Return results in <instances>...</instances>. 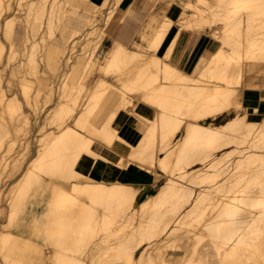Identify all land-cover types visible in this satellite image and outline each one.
Returning <instances> with one entry per match:
<instances>
[{"label": "bare ground", "instance_id": "obj_1", "mask_svg": "<svg viewBox=\"0 0 264 264\" xmlns=\"http://www.w3.org/2000/svg\"><path fill=\"white\" fill-rule=\"evenodd\" d=\"M110 2L95 3L94 12L104 22L100 25L91 14L84 50L97 35L104 36L105 25L115 16L117 7ZM66 4L72 0H0V65L9 70L5 79L0 70V175L2 170L20 171L25 158L14 155L17 147L25 148L24 154L33 141L37 144L35 156L5 195V184L0 186V200L9 207L0 231V264H110L117 258L127 264H185L180 252L168 251L181 238L182 224L193 227L184 230L183 241L203 264H264V114L256 117L253 110H240L243 64L264 69V0H154L145 31L130 45L112 50L103 71L111 80L99 82L91 107L73 113L67 105L56 106L46 118L56 127L43 131L34 129L37 120L33 122L28 110L38 95L31 92L28 79L38 64L33 48L36 36L44 37V14L50 28V15L57 8L62 18L68 15ZM69 11L77 12L75 6ZM18 20L23 25L15 28ZM175 23L178 33L161 55L157 51ZM189 29L209 31L218 42L196 76L169 60L181 33ZM14 30L20 50L9 39ZM63 30L57 41L66 64L72 57L69 50L80 41L72 38L77 28L69 32V40ZM114 30L105 29L109 35ZM91 60L83 68L89 70ZM85 70L81 76L87 75ZM14 77L21 79L18 90L12 87ZM53 88L51 94L61 96L70 90L64 80ZM107 100L113 107L102 115L99 104ZM143 108L151 109L152 116H145ZM232 109L233 115L217 122ZM126 110L140 121L137 143L126 141L115 125ZM116 141L126 151V161L120 157L118 168L136 162L155 180L163 179L140 202L139 186L95 180L84 169L85 159L102 156L101 149ZM119 221L123 225L112 229ZM203 235L209 241L200 248Z\"/></svg>", "mask_w": 264, "mask_h": 264}, {"label": "rangeland", "instance_id": "obj_2", "mask_svg": "<svg viewBox=\"0 0 264 264\" xmlns=\"http://www.w3.org/2000/svg\"><path fill=\"white\" fill-rule=\"evenodd\" d=\"M152 1L154 4V0H152ZM110 3L113 6L117 7L116 11L114 13L115 16L112 17L113 19L112 18L109 19V21L112 19L110 21V23L114 27H112L110 25V23L106 24L105 28H104V32H103L104 36L102 38H100V35H97L95 40L91 41V43L89 44V46L85 50L83 49L82 44H83L84 39L86 37H88L87 34L89 33V29H90V26L88 25V23H89L91 14H93V13L95 14V17H97L99 19L98 23L100 25L103 24V22H104V20L102 19V16L99 13L94 12L95 3H93L92 1H85V0H72L71 5L70 4L65 5V9H67L68 15L64 18H62L61 8L60 7L57 8V10H55V12L52 15H50V18H49L51 21L49 23V24H51L50 28H47L48 24H47V20H45V18L48 15L44 14V16L42 18L43 22L41 23V27H40V29L44 32V35H43L44 37L40 36L41 34H38L36 36L38 43L33 48L35 58L38 62L37 68H36L34 73L31 72L28 76L29 81L30 80L32 81V82L30 81L32 83V91L31 92L33 93V95L38 94L37 97H33L31 100V106L32 105L33 106L30 107V105H28V110L32 114V115L30 114L31 119L33 120V122L37 120L36 124H34V129H39V128L43 127V131H45V130H48L51 128L54 129L56 127L55 123H53V122L50 123L49 120L46 119L47 116L49 115V112H51L56 106L59 107V106H66L67 105V107L73 113L81 112V111H87L89 109V107H91V105L95 101L94 99H91L90 97H92L99 90V88H100L99 82L102 79H105L106 81L111 80L110 75L104 77V74H103V71H104L105 66L108 62L109 56H110L112 50L118 44H123V45H126V44L123 43L122 41L118 40L117 37H115L116 33L114 35H109L108 32L109 31L112 32V30L105 31V29L108 30L110 28L111 29L115 28L114 32L115 31L120 32V36H121L120 38L123 41L128 42L127 44H129L131 42V39L133 37L138 36L140 34V33H138L139 30L144 29V31H145V24H146V19H147V15H148L147 13L149 10H151L153 8V7H151V5L149 3H147L146 0H111ZM72 6H75V8L77 10L76 13H71L69 11L72 8ZM21 12H23V11H17L18 15H21L20 14ZM70 17H72L73 20H71V23L67 24ZM119 18L121 19L120 21L118 20ZM60 19H61V21H59ZM115 19H117L118 22H120V23L118 24L117 20H115ZM113 20H114V22L116 21V23H114ZM37 21L39 22L40 18H38ZM44 22L46 24H44ZM74 22H76V23L79 22L80 27H75L72 24ZM112 22H113V24H112ZM54 23H56V24L60 23L59 24L60 27H58L59 25H57L54 32H52L53 34L48 33V32L45 33V30L49 31L52 28ZM21 25H23V21L18 20V21H16L15 28H16V26L19 27ZM107 25H109V27L110 26L111 27L108 28ZM115 25L117 27H115ZM146 26H147V24H146ZM64 27L67 28L66 33H65L66 35L64 38L69 40L70 30H73V28H77L78 31L73 35L74 37H72V36L71 37L75 38L77 40L79 39V41H80V43L77 44L76 47H74L72 50H69V53L72 54V57L70 59H68V63H66V64H65L66 58L62 57L63 61L61 60V51H60V48H58V41H57L58 38L60 37V35L62 34V32L64 31L63 30ZM146 29H147V27H146ZM258 32H260V31L259 30L257 31L256 36L258 37V39H260L262 35H259L260 33H258ZM9 39L12 41V43L16 49H18V50L21 49L20 47H16L17 42L20 39V36L15 30L11 34ZM126 46H128V45H126ZM91 56H92V60L90 62L89 70L87 68H83L85 63L87 62L88 58ZM59 60H60V62L62 61L61 66H59V63H60ZM244 63H246V62H244ZM241 66H242V64H241ZM243 66H244L246 71L243 72V76H242V82H243L241 84L242 88L243 89H244V87H258V88L262 87L263 88L264 87V69H262L263 71L258 70L257 68L250 66L248 63H247V65L243 64ZM84 69H86L85 71L87 72V75L81 76L80 75L81 70L84 71ZM203 69H204V67L201 70H198L197 74H192V75H194V76L199 75ZM0 70L3 72V79H5L8 76L9 70L3 69L2 63L0 65ZM114 73L115 72L113 71L111 74H114ZM14 79H13V83H12L13 86L12 87H13V89L18 90L21 88V86H20L21 85V79L18 77H14ZM62 80L65 81V83L67 84V86L70 89L67 96H61L55 92H52V94H51V91L54 89L53 87L56 86L57 82L61 83ZM243 89L241 91V104H242L243 109L240 108V110L244 111L245 108H247L250 111L253 110L256 113L255 116L257 115L258 117H260L261 115H263L264 114V98H262V100H259L257 98L256 99V102L258 101L257 105L255 107H252V106L248 105L247 102H245L244 98L246 97V93L244 94ZM18 95H19L20 99L23 102H25V100H24V98L20 92L18 93ZM77 95H78V101H77V103H75V98ZM34 98H35V100H34ZM110 99H111V101L113 100V98H110ZM84 101L89 102V105L88 106H82ZM107 101L109 102L110 100H107ZM107 101L99 104L100 109H101L100 114L105 113V112H106L105 114H107L110 111V108L113 107L111 104L115 103V99L113 100L114 102H111V104H110V102L108 103ZM234 112L235 111L232 109L231 113H229L225 116H222L221 118H218L217 122H222V121L226 120L229 116L233 115ZM105 114H102V115H105ZM69 119H70V117L68 118V120ZM46 120L48 121L47 123H45V124L42 123L43 121H46ZM99 122H100V118H99ZM36 145L37 144L33 141L29 145L30 148H28L31 151H29L27 149L25 151L26 154H25V152L23 154V151L25 150V148L23 149L22 147H17L16 150H18V152H15L14 155H17L20 157L23 155V157H21V158H25V160L23 159L24 163H22L23 165L21 166V169L19 172H21L22 168H24V166L28 163V161L33 159V156H35V154L37 152ZM2 149H4V147ZM24 155L27 157H25ZM183 165H185V163H181V166H183ZM19 172L11 174L10 170H7V171L2 170V174L0 175L1 176L0 181H2V182H0V186L5 184V186L3 185L4 193H2V194L5 195L7 190L9 189V185H12L13 183H15V181L20 177ZM160 172H162V174L164 173L163 170ZM165 175H168V174L164 173L163 176H165ZM2 176H4V177L2 178ZM13 180H15V181H13ZM162 182H163V180H162ZM2 194H1V198H2ZM4 195H3V198H4ZM138 202H140V201H138ZM2 204H3V206H1ZM3 207H4V209H3ZM1 209L3 211H1ZM0 213H1L0 214V231H1V229L4 228V226H3L4 221L6 222V219H7L6 214L9 213V207H8L7 203L5 202V200H3V201L0 200ZM120 222L121 221L117 222L118 224L115 223L114 224L115 226L112 224L111 228L112 229L120 228L123 225V223L122 222L120 223ZM1 224H2V227H1ZM120 224H121V226H120ZM181 227L180 226L178 227L179 237H181V238L177 239L178 242L176 241V238L172 239V241L173 240L176 241V242H173L176 244V246L175 247L169 246L170 249L168 248V251L169 252H171V251L172 252L173 251L180 252V254L182 255V261L185 260V262H184L185 264H187V263L188 264H199V263L203 264V262L200 261L199 258L197 257L198 255H196V260H195V254L193 253L194 250H192L193 247H191L190 245L187 247L186 243L184 242L185 238L187 236L186 232H187L188 225L185 226L182 224ZM179 228H181V229H179ZM190 228H193V227H191V226L188 227V229H190ZM206 236H208V235H203L204 238L202 237L200 239V242H199L200 248L202 246H204L209 241V237H206ZM97 240H98V238H97ZM179 240H181V241H179ZM205 241H207V242H205ZM180 243H182V244H180ZM169 244H171V240L169 241ZM84 258H86L85 260L88 262V257L84 256ZM192 258L194 261L192 260ZM114 262L116 264H117V262H118V264H121V263L127 264L126 261H124L123 259H118V258L112 260L110 262V264H114Z\"/></svg>", "mask_w": 264, "mask_h": 264}, {"label": "crops", "instance_id": "obj_3", "mask_svg": "<svg viewBox=\"0 0 264 264\" xmlns=\"http://www.w3.org/2000/svg\"><path fill=\"white\" fill-rule=\"evenodd\" d=\"M100 1L101 0H92L93 3H100ZM146 1L152 7L153 1ZM166 14L174 19L176 17L170 11L166 12ZM71 20H73L72 17L69 18L67 24L71 23ZM74 23L72 24L75 27H80L79 22ZM170 28L168 29L164 37L163 44L161 43L159 47L160 49H158L157 51L159 54L162 53L161 55L165 54L173 38L178 33V25L176 23L173 27L171 26ZM141 31L142 29L138 32ZM115 37H117L118 40L122 41L126 45H130L134 39L133 37L131 39V42L127 44L128 42H125L120 38V32H116ZM161 47H163V49ZM217 47L218 42L210 35L209 31L198 32L192 29L184 30L176 41V43L174 44L169 60H171L172 64L176 65L186 73L197 74V71L201 70L205 66L209 57L213 55ZM243 91L244 94L246 93V97L244 98L245 102H247L248 105L252 107H255V105H257V98L259 100H262V98H264V87H244ZM142 113L144 115L146 114L145 116L151 117L153 111L149 108H143ZM252 113L255 116L256 113L254 111ZM256 117L258 116L256 115ZM139 124L140 121L136 118L135 113L130 110H126L125 112L122 111L115 122V125L118 128V131L120 132L121 136L126 141L131 143H137L141 137ZM101 151L102 156H98L94 159L87 158L83 161L84 169H86V172L89 173L95 180H103L109 183L113 181H121L139 186L140 193L138 194V201H141L149 194L155 192L158 186L162 183L163 179L155 180L153 173H151L147 169L146 171L144 167L140 166L136 162H130L128 166L118 168L117 162L120 157H123L124 161H126V151L124 146L120 142L116 141L113 147L105 146L101 149ZM98 162L100 163L98 164Z\"/></svg>", "mask_w": 264, "mask_h": 264}]
</instances>
